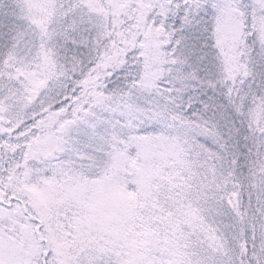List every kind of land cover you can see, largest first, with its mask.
Instances as JSON below:
<instances>
[{
  "label": "snow or ice",
  "instance_id": "6c2138e0",
  "mask_svg": "<svg viewBox=\"0 0 264 264\" xmlns=\"http://www.w3.org/2000/svg\"><path fill=\"white\" fill-rule=\"evenodd\" d=\"M0 264H264V0H0Z\"/></svg>",
  "mask_w": 264,
  "mask_h": 264
}]
</instances>
